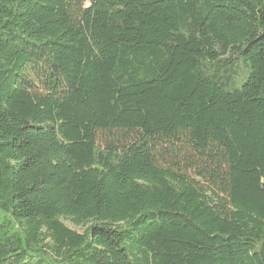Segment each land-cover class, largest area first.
I'll list each match as a JSON object with an SVG mask.
<instances>
[{"label": "trees", "instance_id": "16d2710c", "mask_svg": "<svg viewBox=\"0 0 264 264\" xmlns=\"http://www.w3.org/2000/svg\"><path fill=\"white\" fill-rule=\"evenodd\" d=\"M0 264H264V0H0Z\"/></svg>", "mask_w": 264, "mask_h": 264}]
</instances>
